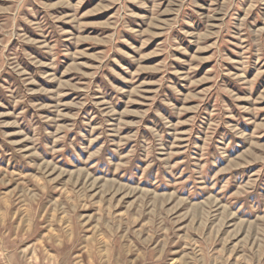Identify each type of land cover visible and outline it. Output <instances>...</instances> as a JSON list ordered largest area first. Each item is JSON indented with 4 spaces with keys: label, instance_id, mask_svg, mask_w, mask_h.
<instances>
[{
    "label": "rangeland",
    "instance_id": "374dc122",
    "mask_svg": "<svg viewBox=\"0 0 264 264\" xmlns=\"http://www.w3.org/2000/svg\"><path fill=\"white\" fill-rule=\"evenodd\" d=\"M0 264H264V0H0Z\"/></svg>",
    "mask_w": 264,
    "mask_h": 264
}]
</instances>
